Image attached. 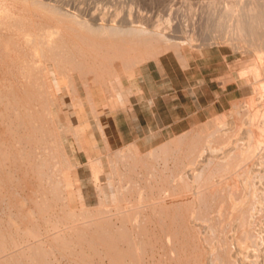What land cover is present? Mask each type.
Returning a JSON list of instances; mask_svg holds the SVG:
<instances>
[{
    "label": "rangeland",
    "instance_id": "1",
    "mask_svg": "<svg viewBox=\"0 0 264 264\" xmlns=\"http://www.w3.org/2000/svg\"><path fill=\"white\" fill-rule=\"evenodd\" d=\"M25 1L21 0L19 6H26L27 2ZM42 1L44 3L47 1V5L48 1H50L49 3L55 5L56 8L59 7L58 9L65 8V12L68 10L72 12L76 11L81 17L88 16L87 18H90V14L95 13L99 22L112 23L116 19L121 25L126 23L127 25H125L128 28L138 29L139 26L141 31H136L141 36L138 35V38H136L137 33L135 34V31H130L131 34L127 30L118 31L114 38L119 43L125 41L126 38H131L130 36L133 34L132 37L134 38L132 39L138 40L139 42L145 38L143 40L144 44H141L143 46L135 45L139 49L142 48L140 49L141 51L144 50L147 52L149 50L150 52L148 51L146 58L142 60H138V58L134 59L130 55H125L124 58L121 57L123 58L121 60L120 57L112 60L107 55H104L106 54L104 51L97 53L92 48L80 42L83 47H86L88 52L82 66H73L70 61L80 58V54L76 49H72L69 52V56L71 54L70 59L66 55L68 54L67 50H62V48H58V52L57 49H54L47 51V53L45 52L43 55L39 53V56L35 57L33 54H26L24 49H19L20 47L23 48L24 45L20 47L17 45L18 48L16 47L15 50L20 55L16 54L17 52L15 50L7 47L12 45H4L6 42L2 44V40L5 41V37L8 34V30L4 26L2 27L3 31L0 30L2 32L0 33V53L3 51L0 54V60L2 59L1 57L6 62L7 59H12V62L15 64L17 62V65L14 66L15 64L10 63V61L4 63L1 60L0 62V96L7 95L4 99L2 98V101L0 99V104H2L0 105V121L2 120L3 122H0V148L3 149L2 152L0 150V175L2 177H0L2 179L0 183H3H1L2 185L0 184L2 187H0V229L5 231L4 233L2 232L5 239H0L2 241L0 245L3 244L4 246L3 242H5V249L0 246L2 247L0 248V252L4 253L0 255V259L3 258L2 261L0 260V264H9L8 262L13 264H28L30 261L29 264H44V260H48L46 261L47 264H113V259L116 257L115 253L117 254V252L120 253L121 251L123 252L118 254L117 257H121L122 259L116 257V264L119 261L120 264H128L129 262L131 264H264V241L259 243H251L248 241L250 239L249 236L253 233L261 239L264 238L263 153L259 157L256 156L250 167V170L252 169L254 173L250 181L257 186L258 196L262 197V201L259 202L260 207L257 210L258 212H255L256 223L252 224V226L246 224L243 227H239L236 225L239 221L237 219L239 214H236L241 210L231 211V208L228 209L229 197L228 188H226L224 191L226 195L223 192L225 196L223 195L222 198L219 196L214 197L211 199L212 206L210 209L203 210V212H207L206 214L204 213L203 220L205 219L209 225L207 224L204 233L203 231L199 232L197 230L198 225H196L195 221H199L200 219L196 217L197 212L193 209V204L188 199L190 192L192 193L195 190L197 184L190 176L189 170H195L199 166L200 161L197 160L198 158L199 160L200 158H205L204 174L210 172L212 181L234 180L236 182L235 189L237 192L240 191L238 192V194L240 193L239 196H242L244 192L248 191V198L250 197L251 186L248 184L249 186L247 187L245 184L248 172L246 173V169H244V156L236 155V147L238 146L250 154L256 152L257 149L258 152H262L260 150L261 148L255 149L254 145L256 143L254 144L253 139L248 137V123L244 119L247 115L248 108H250L248 105H251V101L258 108L264 100V94L261 93V88H259L261 87L260 83L243 81L240 78V74L243 70L249 68L264 67V0L240 1V3H243L240 4L242 5V9L240 8L241 11H239V14H242L239 20L242 33L234 32L235 23L232 25L230 22H234L235 19L232 20L230 18V20L228 17L230 22H227L224 11L218 10L224 9L225 5L230 3V1L239 2V0H214L215 2L213 0ZM248 2H253L254 4H249ZM47 5L41 4L38 1L34 4L32 2V7L38 6L36 7L38 10L45 7L46 11V16L43 14L45 12L43 9L41 12H37L38 14L36 15L38 18L36 15L34 17L35 24L40 20H45L44 18L49 20V17L55 16L54 12L52 13L53 15L50 13L52 10L50 11L49 9L50 12L48 11ZM1 10L3 11L2 5H0V13ZM246 11H250V15ZM253 11L254 13H252ZM222 15L226 20L224 22ZM26 24L28 27H33L29 23ZM23 25L22 27L19 26L21 28H18L19 31H17V28V32L15 30L13 31L20 34V31L24 28L28 29L24 23ZM155 25H160L161 30H166L171 36L165 35L166 33H164V35H156L154 37ZM70 30L69 32L72 34L71 32L73 31L72 29ZM146 32L145 37L144 33ZM127 34L128 37H126ZM2 35L5 36L2 37ZM97 35V33L91 34L93 38L96 36V39L101 40V37L99 38ZM175 42L182 45L185 54L189 57L188 59L179 56L180 53L177 50L180 47L179 44L175 45ZM167 44L172 46L164 50L159 47L166 46ZM4 47L5 49H3ZM6 47L11 51H7L8 49ZM143 47L146 48L144 49ZM158 47L161 49V52L160 50L158 51ZM52 51H56V55L59 53L60 55L57 57ZM8 52L11 58L9 56L7 57ZM151 52H154V54H151ZM21 54L23 59L27 55L26 60L28 59L30 64H38V62L40 63L42 60L44 61L53 55V62L56 63L57 58V62L61 66L66 62L64 64L67 68L60 67L61 69L64 68L60 70L63 73L61 72L60 74L58 65L56 66L53 62L55 69L49 73L52 77L46 72V79H50V87L53 93L52 97L51 94L49 95L39 87L41 81L39 78L42 77L41 73L36 72L32 77L24 73L26 66H22L21 63L19 64L20 61L16 60ZM46 54H49V56ZM133 54L135 53L133 52ZM3 55H6L5 57L7 59ZM29 55L31 58L33 57L32 59L34 61ZM15 56L17 57L16 59ZM59 56L63 57L61 58V60L63 59V63L59 61ZM13 59H15V62ZM28 62H25V64ZM18 64L20 67H18ZM93 64L95 65L92 66ZM90 65L97 72L95 70V72L90 71ZM114 66H117L116 68L120 67V70L117 71L115 68L113 71ZM23 67L24 70L21 69ZM94 73L97 75V78H94L96 83H87L88 77L93 76ZM116 76L119 79L118 82H115L117 80ZM71 77L76 80L78 94L76 91L74 92L73 86H70V80H67ZM32 78L36 86L30 84L28 88L31 89L28 90L26 86L29 82H33L29 81ZM10 81L13 86L10 84ZM1 87L4 88L3 90L6 89L8 91L5 90V93ZM10 90L15 92H10ZM31 90L35 93L32 94ZM16 101L19 102L16 103ZM12 102L13 104H18V106L14 105L15 107H13ZM235 102L240 103L239 107L234 108ZM50 106L55 116L54 120L51 116L52 113H49ZM19 115L20 117H18ZM233 120H236L237 127H234V123L232 124ZM215 133L219 135L217 134L218 136L215 137ZM205 134L207 136H204ZM208 146H213L219 155L227 149L230 150L228 157L229 165L218 167L214 160H209L208 158L211 156L209 155L210 150H208ZM200 150H203L202 156L198 155ZM34 151L37 153L35 154ZM118 155L119 157H117ZM168 159L169 161L166 162ZM142 161L145 162L142 163ZM28 162L31 163L29 164ZM169 170L172 171L171 174ZM144 171L145 173H143ZM197 171L200 172L202 170L198 168ZM57 180L60 182H57ZM54 182H56V186L60 183L57 186L58 189L53 185ZM47 190L54 191L49 192ZM242 191L243 193H241ZM67 194L70 196L66 197ZM167 196L183 197H181L182 201L174 202L173 205L171 203L164 210V208H160L161 202L159 204V201ZM224 197H227V200ZM221 200H224L225 205L222 210L220 208L222 204ZM205 205L207 206L206 203ZM84 209L86 210L84 211ZM136 210H138L137 213H135ZM71 211L77 214L78 218L77 216L75 218L78 221L80 220V223L84 219L83 217L81 221L82 216L90 215V217H93H88L89 219L85 217L83 221L88 226L87 229L84 225V229H87L85 232L89 231V233L87 232L85 234L84 229H82L83 234H85L82 236L83 238L80 234L82 233L80 229L83 224L81 225L75 221L76 219H73L75 215H72L74 213ZM81 211L82 216L79 215ZM119 211L122 214L126 211L130 212L128 214H130L131 218H128L129 221H126L125 225H119L123 223L121 221L122 217L118 216V214H121ZM191 211H195L196 214H189L192 213ZM132 214L136 215L132 217ZM139 214L142 216H139ZM105 215L110 216L112 220H110L111 224H109L110 222H103L104 224L99 226L94 223L95 221H101L99 218L103 217L100 216L105 217ZM139 217L141 220L145 219L143 220L145 224L143 226L141 225V227L139 225H133L135 219L140 221ZM91 219H94L93 223L98 228L92 223L88 225V222H92ZM170 220H173V222ZM56 223L57 227H55ZM75 225L76 227H74ZM79 225L81 226L78 227ZM120 226L126 227V230ZM72 227L75 230L78 229V232L80 231L78 235L80 234L81 241L77 237L78 242H76V233L73 232L75 231L74 229L72 231ZM237 227L240 228L238 232L235 229ZM91 228L92 230H90ZM69 229L70 231H68ZM108 229L109 232L111 231V233L116 234V237L114 236L115 238L113 240L110 239V241L106 239L104 242L100 237L103 235V237H110L109 235L111 234H108ZM119 229H124L125 234L128 233L127 237L125 234L124 236L122 234V238L119 237V233L121 234ZM35 230L38 233L33 234ZM127 230L130 231L128 232ZM98 231L100 235L96 233ZM56 232H59L58 235L62 236L58 238L59 240L53 235ZM70 232H72L71 236L69 234ZM90 232H93L96 239L98 238L100 240L95 244L92 242L97 249L92 246V243L87 241V239H90L89 236L93 235ZM236 233L244 240L242 244L237 243L233 239L236 237ZM198 234H203L201 235L203 236L202 239H200L201 236ZM9 235L11 239H9ZM37 235L39 236L37 237ZM66 235H68V238L70 236L69 239L71 242H66ZM133 235L135 238H133ZM62 238L66 243L60 241ZM84 238L86 241H82ZM40 239H43L42 242ZM129 239L131 241L133 239L134 241L128 242L130 241ZM150 239L152 246L150 245ZM13 240L17 244L15 249H13L15 244L11 243ZM142 240L147 242L144 243ZM6 241L11 246H7ZM36 241L41 245L40 248L46 245L44 249L42 248L43 252L41 251L44 254L46 250V254L44 256L38 252L39 255H36L35 261L33 254L40 250H38L39 245H36ZM102 242L105 244H102ZM24 243L26 245H23ZM107 243L115 246V249L114 247L110 249L109 246L112 245ZM143 243L145 244L144 246H142ZM20 244L23 247L20 250L24 251L23 256H26L25 254H27L29 245L28 254H31L29 256L30 258L33 257V260L29 258L28 254V258L22 257V252L18 249V247L20 249L22 248ZM62 244H67L68 246L64 245L63 247ZM90 244L91 246L88 247ZM36 246L38 247L36 248ZM33 251L34 253H32ZM7 254L9 255L7 256ZM42 255L45 258H43L44 260H41ZM5 257L9 258V261ZM38 257L40 260H38ZM135 260L137 263H135Z\"/></svg>",
    "mask_w": 264,
    "mask_h": 264
},
{
    "label": "bare ground",
    "instance_id": "2",
    "mask_svg": "<svg viewBox=\"0 0 264 264\" xmlns=\"http://www.w3.org/2000/svg\"><path fill=\"white\" fill-rule=\"evenodd\" d=\"M25 1V0H24ZM36 1H38V2H40L41 4H46L47 5V1H46V3H44L42 0H32V1H25V2H27L26 3V6H24V7H20L19 6V4L21 3V0H0V5H2V8H3V11L1 10V13H0V30L1 31H3L2 30V27L4 26L7 30H8V34L6 33V31H5V33L7 34V36L5 37L6 39H5V41L4 40H2V44H3V42H6V43H4V45H12V46H7V47H10L9 49H12V50H15V48L17 47V45H18V47H20L21 45H24L23 46V48L22 47H20L19 49H24V51H25V53L26 54H33V55H35V57L36 56H39V53L41 54V55H43L45 52L47 53V51H51V50H54V49H57V52H58V48H62V50H67V53L68 54H66L67 56H68V58L70 59V56H71V54H70V56H69V52H71V50L72 49H76L77 51H78V53L80 54V58H78V60H74V59H72L71 61H70V63H72V65L74 66V65H77V66H82V63H83V61H85V56L87 55V49H86V47H83L82 45H81V43H84L87 47H90V48H92V50H94V51H96L97 53L98 52H105L106 54H104V55H107L110 59H117V58H119L120 57V60L121 59H123L124 58V56L125 55H130V57L132 56V58H134V59H137L138 58V60H142V59H144V58H146V54L148 53V51L147 52H145L144 50H140V49H142V48H138L137 47V45H135V44H138V46H143V45H141V44H144L143 43V40L145 39V38H143L144 36H145V34H147V32L146 33H144V36L142 37L143 39H141L142 41L141 42H139L138 40H135V39H132V38H134V37H132V36H130L131 38H126V37H128V34L126 35V40L125 41H123V42H118L117 40H115V35L117 34V32L118 31H124V30H127V31H135V34L137 33V37L136 38H138L139 36H141V35H139L138 34V30H140L139 28V26H138V29L137 28H128L125 24H123V25H121L120 24V22L118 23L117 22V20L115 19V20H113L114 22H112V23H107V22H103V21H101V22H99L98 21V17H97V15L95 14V13H92V14H90L89 16H90V18H87V17H81L80 16V14H78L76 11L75 12H72L71 10L69 11L68 9H66V10H68V11H64V9H58L59 7H57L56 8V6L55 5H52V3H49L50 1H48V5H47V8H48V11H49V9H50V11L52 10V12H50L51 14L54 12L55 13V16L53 17H49V20L47 19V18H44L45 20H40L39 22H37L36 24H37V26H35L36 24H35V20H34V17H35V15L36 14H38L39 12L38 11H40L41 12V10L43 9L44 11H45V7L44 8H42V9H37L36 7H38V6H36V7H32L31 5H32V2H33V4L36 2ZM240 1H242V0H239V2H236V1H230V3H227L226 5H225V7H224V9H218V10H221V11H224V16H225V18H227V22H230V20L232 19V20H234L235 19V21L234 22H230V23H232V25H233V23H235V29H234V32H238V33H242V29H241V26H240V24H239V20H240V18H241V16H242V14L240 15L239 14V11H241V7H242V5H240V4H243V3H240ZM252 1V0H251ZM213 2H215L214 0H213ZM244 2V1H243ZM256 2V1H255ZM28 3H31V4H29L28 5ZM249 4L251 3V2H248ZM248 3H246V4H248ZM253 3V2H252ZM251 3V4H252ZM51 4V5H50ZM54 4V3H53ZM212 4H214V3H212ZM245 4V3H244ZM254 4V3H253ZM23 5H25V4H23ZM244 6V5H243ZM4 7H5V9H4ZM246 7H247V5H246ZM261 7V6H260ZM61 8V7H60ZM241 8V9H240ZM250 8V7H249ZM216 9V8H215ZM240 9V10H239ZM249 10V9H248ZM64 11V12H63ZM250 11H251V9H250ZM249 11V12H250ZM38 12V13H37ZM43 12V11H42ZM118 12V11H117ZM249 15H250V13L248 12V11H246ZM28 13V14H27ZM50 13H49V15H50ZM88 13V12H87ZM139 13V12H138ZM219 13V12H218ZM246 13V14H247ZM252 13H254V11L252 12ZM41 14V13H40ZM40 14H39V16H40ZM45 16H46V11L43 13ZM48 14V13H47ZM245 14V13H244ZM243 14V15H244ZM53 15V14H52ZM117 15V14H116ZM248 15V16H249ZM51 16V15H50ZM223 16V15H222ZM224 16H223V18H224ZM246 16V15H245ZM36 17H37V15H36ZM41 17H43L42 15H41ZM48 17V16H47ZM146 17V16H145ZM228 17H229V19H228ZM38 18V17H37ZM36 18V19H37ZM225 18L223 19V22H224V20H225ZM39 19H41L40 17H39ZM47 19V20H46ZM103 19V18H102ZM229 20V21H228ZM38 21V20H37ZM226 21V20H225ZM117 22V23H116ZM227 22H226V24H227ZM23 23L26 25V27H28L27 26V24L26 23H29V24H31L33 27H28V29H26V28H24L23 30H21L20 31V34H17L16 32L17 31H19V29H21V28H19V26L20 27H22V25H23ZM222 23V22H221ZM157 24V23H156ZM159 24V23H158ZM2 25V26H1ZM30 25V26H31ZM231 25V24H230ZM121 26V27H120ZM125 26V27H124ZM23 27H25L24 25H23ZM132 27V26H131ZM155 27H156V29H155V31H154V37H156V35H164V33H166L165 35H169L167 32H166V30L165 31H162L161 30V28H160V25H155ZM167 27H169V26H167ZM16 28L18 29L17 31H16ZM125 28H127V29H125ZM142 28V27H141ZM144 28V27H143ZM70 29H72V31L73 32H71L72 34H70V32H69V30ZM13 30H15L16 32H14ZM137 30V31H136ZM0 31V33H2ZM71 31V30H70ZM141 31V30H140ZM139 31V32H140ZM128 32V33H129ZM130 32V33H131ZM152 32V31H151ZM95 34V33H97L98 35L97 36H99V38L101 37V40L100 39H96V36H95V38H93L92 36H91V34ZM163 33V34H162ZM5 34V35H6ZM132 34V33H131ZM150 34V33H149ZM5 35H2V37L3 36H5ZM72 35V36H71ZM139 35V36H138ZM150 35H153V34H150ZM157 36V37H158ZM169 36H171V35H169ZM0 37H1V35H0ZM146 37V36H145ZM98 38V37H97ZM121 38V37H120ZM151 38V37H150ZM161 38V37H160ZM4 39V38H3ZM128 39V40H127ZM156 39V38H155ZM158 39V38H157ZM161 40V39H160ZM1 41V40H0ZM136 41H137V43H136ZM156 41H159V40H156ZM168 41V40H167ZM257 41V40H256ZM81 42V43H80ZM150 42V41H149ZM148 42V43H149ZM145 43H147V42H145ZM151 43V42H150ZM172 43V42H171ZM170 43V44H171ZM176 43V42H175ZM170 44H167L166 46H159L160 48H162L163 50L164 49H166V48H170L172 45H170ZM179 43H176L175 45H178ZM3 45V46H4ZM13 45H15L14 46V48H13ZM2 46V45H1ZM152 46V45H151ZM258 46V45H257ZM6 47V48H7ZM12 47V48H11ZM17 47V48H18ZM137 47V48H136ZM153 47V46H152ZM156 47V46H155ZM158 47V51L160 50V52H161V49ZM179 47L180 48H178V50H177V52L178 53H180L179 54V56L180 57H184V59L186 58V59H188L189 57L185 54V52H184V48L182 47V45H180L179 44ZM144 48V47H143ZM146 48V47H145ZM144 48V49H145ZM149 48V47H148ZM2 49V48H1ZM3 49H5V47L3 48ZM8 49V48H7ZM9 49L7 50V51H9ZM153 49V48H152ZM147 50V49H146ZM155 50V49H154ZM162 50V51H163ZM3 51V50H2ZM2 51H1V53H2ZM6 51V50H5ZM11 51V50H10ZM9 51V52H10ZM135 53V54H133V52ZM140 51H141V53H140ZM144 51V52H143ZM155 51H157V50H155ZM7 53V57L9 56H11V55H8V54H10V53ZM15 52H17L16 50H15ZM53 53H54V55H56L57 54V52L55 53L54 51H52ZM51 52V53H52ZM60 52V51H59ZM131 52H132V54H131ZM150 52V51H149ZM159 52V53H160ZM0 53V54H1ZM21 53V52H20ZM137 53H138V55H137ZM158 53V52H157ZM11 54H13V52H11ZM16 54H19L18 52L16 53ZM23 54V53H22ZM22 54H21V56L20 57H18V59H16L17 57L15 56V59L16 60H18V61H20L19 62V64L21 63L22 64V66L24 65V66H26L25 67V70H24V67L23 68H21L22 70H24V73L26 74V75H29L30 77H32L34 74H36V72H38V73H41L42 74V77L41 78H39V80L41 79V81H40V89L42 88L43 90H45L49 95L51 94V97L53 96V93H52V88L50 87V79L48 80V79H46V72L48 73V75H49V73L53 70V69H55V64H56V66L57 67H59V71L60 70H63L64 68H60V67H66V62H64L63 63V59L61 60V58H63V57H60L59 58V61L61 62L62 61V65L63 66H61V65H59V63L57 62L58 61V58L55 60L56 61V63L55 62H53L54 61V55L53 56H50V57H52L51 59H49V58H47V59H49V60H42L40 63L38 62V64H33V63H31L30 64V62H28V59L26 60V57H27V55H25V58L23 59L22 58ZM76 54V53H75ZM100 54V53H99ZM141 54V55H140ZM143 54H145V55H143ZM151 54H154V52H151ZM20 55V54H19ZM18 55V56H19ZM46 55H48L49 56V54H46ZM58 55H60V53L58 54ZM58 55H56L57 57H58ZM65 55V56H66ZM4 56V55H3ZM6 56V55H5ZM4 56V57H5ZM13 56V55H12ZM30 56V55H29ZM48 56H46V57H48ZM91 56V55H90ZM139 56H141V58H139ZM154 56V55H153ZM257 56H258V54H257ZM41 57H43V56H41ZM44 57H45V55H44ZM43 57V58H44ZM94 57V56H93ZM121 57H123V58H121ZM258 57H261V56H258ZM2 59L1 60H3V57H1ZM6 58V57H5ZM11 58V57H10ZM14 58V57H13ZM30 58H31V56H30ZM33 58V57H32ZM31 58V59H32ZM76 58V57H75ZM7 59V58H6ZM15 59H13L14 60V62H15ZM38 59H39V57H38ZM53 59V60H52ZM261 59H262V57H261ZM1 60H0V62H1ZM33 60V59H32ZM32 60H30L31 62H32ZM10 61V63H12V64H15V63H13L12 62V59L10 60V59H7V62H9ZM34 61V60H33ZM64 61H65V59H64ZM110 61V60H109ZM124 61H125V59H124ZM128 61H130V60H128ZM262 61V60H261ZM264 61V60H263ZM3 62L5 63L6 61H4L3 60ZM6 62V63H7ZM24 64H23V63ZM25 62H28L27 64H25ZM55 63V64H53V63ZM131 62V61H130ZM110 63V62H109ZM11 64V65H12ZM18 64V65H19ZM1 65H2V63H1ZM4 65V64H3ZM17 65V62H16V64L14 65V66H16ZM65 65V66H64ZM95 64H93L92 66H94ZM120 65V64H119ZM8 66H10V65H8ZM21 66V67H22ZM68 66V65H67ZM76 66V67H77ZM91 66V65H90ZM90 67V71H94L95 69H94V67ZM118 66V65H117ZM117 66H114L113 68V71L115 70V68L117 67ZM126 66V65H125ZM11 67V66H10ZM18 67H20V65L18 66ZM75 67V68H76ZM6 68H8V67H6ZM5 68V69H6ZM12 68V67H11ZM14 68H16V67H14ZM67 68V67H66ZM93 70H92V69ZM74 69V68H73ZM7 70H9V68L7 69ZM12 70V69H11ZM20 70V69H19ZM102 70V69H101ZM116 70L117 71H119L120 70V67L119 68H116ZM90 71H87V72H90ZM96 71V70H95ZM94 71V72H95ZM117 71H116V73H117ZM20 72H21V70H20ZM19 72V73H20ZM53 72V71H52ZM61 72L62 71H60V74H61ZM66 72H67V70H66ZM97 72V71H96ZM23 73V72H22ZM63 73V72H62ZM115 72H114V74H116ZM120 73H121V71H120ZM18 74V73H17ZM112 74V73H111ZM19 75H21V74H19ZM24 75V74H23ZM55 75V74H54ZM96 75V73H94L93 74V76H89L88 77V81H87V83H90V84H95L96 83V81L94 80V78H97V75ZM49 76H51L52 77V75H49ZM26 77V76H25ZM119 77V76H118ZM7 78V77H6ZM6 78H4V79H6ZM56 78H57V76H56ZM240 78L244 81V80H246L248 83L249 82H253V83H260V85H261V87H259V88H261V93H263L264 94V67H261V66H258V68H249V69H247V70H243L242 72H241V74H240ZM7 79H9V78H7ZM115 79V78H114ZM116 79H117V76H116ZM35 80V79H34ZM67 80H70V83H71V87L73 86V88H74V92L76 91V93L78 94V89H77V85H76V80L74 79V78H70V79H67ZM118 80L119 79H117L115 82H118ZM29 81H33V78H32V80H29ZM24 82H25V80H24ZM112 83H113V81H111ZM26 83V82H25ZM32 83H34V84H32ZM70 83H68V84H70ZM239 83V82H238ZM10 84H11V81H10ZM34 85V86H36V83H35V81H33V82H29L28 84H27V88H28V85ZM55 84V83H54ZM117 84V83H116ZM1 85V84H0ZM12 85V84H11ZM14 85H15V83H14ZM38 85V84H37ZM59 85V84H58ZM81 85V84H80ZM259 85V86H260ZM13 86V85H12ZM25 86V85H24ZM23 86V87H24ZM57 86V85H56ZM105 86V85H104ZM253 87H255V86H253ZM257 87V86H256ZM2 88V87H1ZM25 88V87H24ZM258 88V89H259ZM4 88H2V91H5V90H3ZM16 89H17V87H16ZM16 89H15V91H16ZM26 89V88H25ZM31 89V88H30ZM29 88H28V90H30ZM14 90V89H13ZM13 90H10V92H15V91H13ZM6 91H8V90H6ZM6 91H5V93H6ZM32 92V94H34L33 93V90H31ZM42 91V90H41ZM54 91V90H53ZM17 92V91H16ZM26 92H28L27 90H26ZM3 93V92H2ZM4 93V94H5ZM24 93V92H23ZM76 93H74L75 95H76ZM3 94V95H4ZM27 94V93H26ZM26 94H25V96H26ZM2 95V96H3ZM29 95H30V92H29ZM29 95H27V97H29ZM17 96V95H16ZM15 96V97H16ZM32 96V95H31ZM38 96V95H37ZM77 96V95H76ZM5 97H7V95L5 94V96H3V97H1L0 96V99H1V101H2V98L4 99ZM9 97V96H8ZM20 97H22V96H20ZM35 97V96H34ZM17 99V98H16ZM15 99V100H16ZM21 99V98H20ZM35 99V98H34ZM79 99V98H78ZM77 99V100H78ZM264 99V98H263ZM76 100V101H77ZM24 101V100H23ZM15 102V101H14ZM19 101H16V103H18ZM32 102V101H31ZM81 102V101H80ZM56 103V102H55ZM12 104H13V102H12ZM24 104V103H23ZM251 105H248V106H250V108H248V111H247V115H246V117H245V119L244 120H246L247 121V123H248V129H247V135H248V137L249 138H252L253 140V143L255 144L256 143V145H254V147H255V149L256 148H261L260 150H262V152H258V149L256 150V152H254L253 154H250V153H246L245 151H244V149H242V148H240V147H236V155L238 154V155H242V156H244V169H246V173L248 172V174H247V180H245V184H246V186L248 187L249 185L248 184H250V186H251V190H250V197L248 198V191L247 192H244V194H242V196H239V194H238V192H240V191H238L237 192V190L235 189V181L233 180V181H227V180H225V181H221V180H219L218 182H214V181H212L211 180V174H210V172H208V173H205L204 174V168H205V163H204V161H205V158L204 159H201L200 158V160H199V158L197 159L198 161H200V164H199V166L197 167V168H195V170L194 169H192V170H189L190 172H189V174H190V176L196 181V188H195V190L191 193L190 192V196L188 197V199L190 200V202H192V204H193V209H195L196 210V212H197V214H196V212L195 211H191L192 213H189V214H196L197 216L196 217H199V221H195V223H196V225H198V229L197 230H199V232H202L203 231V233H204V231H205V229H206V227H207V224L208 223H206V220L204 219L203 220V218H204V215L207 213L206 211L205 212H203V210H208V209H210V207L212 206V201H211V199H213L214 197H216V196H219L220 198H222L223 197V195L225 194V189L226 188H228V199H229V205L227 206L228 207V209L229 208H231V211L232 210H237V211H239V210H241L239 213H237L236 215H238V217H237V219L239 220L238 222H237V224L236 225H238L239 227L241 226V227H243V226H245L246 224H248L249 226L251 225L252 226V224H255L256 223V215H255V212H258L257 210H258V208L260 207V205H259V202H261L262 200H261V196H258V189H257V186L255 185V184H253L251 181H250V178L253 176V170L251 169L250 170V167L252 166V164H253V162H254V160H255V158H256V156H261L262 155V153H263V155H264V100H263V102H261L260 103V105L261 106H259L258 108H257V106H255L254 105V103L251 101V103H250ZM256 104V103H255ZM0 105H2V104H0ZM4 105V104H3ZM14 105H17L18 106V104H13V107H15ZM50 105V104H49ZM239 105H240V103L238 102H235L234 103V108L236 107H239ZM12 106V105H11ZM5 107V106H4ZM19 107H20V105H19ZM256 107V108H255ZM261 107V108H260ZM6 108V107H5ZM37 108V107H36ZM4 109V108H3ZM2 109V110H3ZM12 109V108H11ZM33 109V108H32ZM8 110V109H7ZM14 110V109H13ZM17 110V109H16ZM34 110V109H33ZM18 111V110H17ZM16 111V112H17ZM28 111V110H27ZM22 113V112H21ZM49 113H52L51 114V116H52V119L54 120V118H55V116H54V114H53V110L51 109V106L49 107ZM2 114V113H1ZM16 114V113H15ZM17 114H19L18 112H17ZM37 114V113H36ZM22 115V114H21ZM35 115V114H34ZM42 115V114H41ZM18 117H20V115L18 116ZM22 117V116H21ZM41 118V117H40ZM29 119V118H28ZM39 120V119H38ZM49 120V119H48ZM32 121V120H31ZM40 121V120H39ZM43 121V120H42ZM0 122H2V120L0 121ZM30 122V121H29ZM41 122V121H40ZM245 122V121H244ZM3 123V122H2ZM34 123V122H33ZM43 123V122H42ZM234 123V127L236 126L237 127V122H236V120H233L232 121V124ZM28 124V123H27ZM226 124V123H225ZM74 125V124H73ZM15 126V125H14ZM17 126V125H16ZM19 126V125H18ZM40 126H42V125H40ZM232 126V125H231ZM37 127V126H36ZM26 128V127H25ZM232 128V127H231ZM8 129V128H7ZM15 130V129H14ZM13 130V131H14ZM28 130V129H27ZM216 130V129H215ZM215 130H213V131H215ZM18 131V130H17ZM48 131V130H47ZM32 132V131H31ZM37 132V131H36ZM40 132V131H39ZM189 132V131H188ZM10 133V132H9ZM15 133V132H14ZM193 133V132H192ZM28 134V133H27ZM27 134H25V135H27ZM34 134V133H33ZM105 134V133H104ZM188 134V133H187ZM186 134V135H187ZM218 134V133H217ZM216 133L214 134L215 135V137L216 136H218ZM226 134V133H225ZM22 135V134H21ZM39 135H41V134H39ZM24 136V135H23ZM204 136H207L206 134L204 135ZM193 137V136H192ZM220 137V136H219ZM25 138V137H24ZM30 138V137H29ZM28 138V139H29ZM105 138H107V137H105ZM176 138H177V136H176ZM185 138V137H184ZM22 139V138H21ZM27 139V138H26ZM31 139H33V138H31ZM206 139V138H205ZM19 140H20V138H19ZM221 140V139H220ZM233 140V139H232ZM15 141H17V140H15ZM23 141V140H22ZM26 141V140H25ZM29 141V140H28ZM184 141V140H183ZM11 142V141H10ZM185 142H187V141H185ZM3 143V142H2ZM59 143V142H58ZM182 143V142H181ZM0 144H1V142H0ZM22 144V143H21ZM20 144V145H21ZM8 145V144H7ZM25 145V144H24ZM134 145V144H133ZM23 146V145H22ZM171 146V145H170ZM13 147V146H12ZM29 147V146H28ZM10 148V147H9ZM20 148V147H19ZM33 148V147H32ZM48 148V147H47ZM168 148V147H167ZM208 148V150H210V158H208L209 160H214L215 161V163H217V166L219 167V166H222L223 167V165H229V161H228V157H229V152H230V150H226V151H224L223 153H220L221 155H219V154H217V152L215 151V148L213 147V146H208L207 147ZM39 149V148H38ZM0 150H1V152H2V148H0ZM36 150V149H35ZM123 150V149H122ZM43 151V150H42ZM117 151V150H116ZM8 152V151H7ZM35 152V151H34ZM54 152V151H53ZM56 152H58V151H56ZM134 152V151H133ZM186 152V151H185ZM190 152V151H189ZM37 152H35V154H36ZM115 153V152H114ZM159 153H162V152H159ZM202 153H203V150H200L199 151V156H202ZM260 153V154H259ZM11 154V153H10ZM132 154V153H131ZM135 154V153H134ZM2 155V154H1ZM5 155V154H4ZM125 155V154H124ZM127 155V154H126ZM8 156V155H7ZM21 156H22V154H21ZM53 156V155H52ZM6 157V156H5ZM35 157V156H34ZM39 157V156H38ZM50 157H51V154H50ZM49 157V158H50ZM117 157H119V155L117 156ZM122 157V156H121ZM131 157V156H130ZM138 157V156H137ZM162 157V156H161ZM22 158V157H21ZM20 158V159H21ZM128 158V157H127ZM132 158V157H131ZM160 158V157H159ZM1 159V158H0ZM53 159V158H52ZM64 159V158H63ZM119 159V158H118ZM163 159H165V158H163ZM23 160H24V158H23ZM41 160V159H40ZM127 160V159H126ZM164 161V160H163ZM169 161V159L166 161V162H168ZM21 162H23V161H21ZM38 162H39V160H38ZM41 162V161H40ZM49 162V161H48ZM97 162V161H96ZM116 162V161H115ZM127 162H128V160H127ZM126 162V163H127ZM138 162V161H137ZM140 162V161H139ZM143 162H145V161H142V163ZM1 163V162H0ZM29 164L31 163V162H28ZM44 163V162H43ZM51 163V162H50ZM141 163V164H142ZM10 164V163H9ZM12 164V163H11ZM24 164V163H23ZM39 164V163H38ZM41 164V163H40ZM100 164V163H99ZM117 164V163H116ZM135 164V163H134ZM7 165V164H6ZM35 165H37V164H35ZM157 165V164H156ZM164 165V164H163ZM171 165V164H170ZM1 167V166H0ZM5 167V166H4ZM30 167V166H29ZM35 167V166H34ZM65 167V166H64ZM146 167V166H145ZM183 167V166H182ZM129 168V167H128ZM198 168H200L202 171H197V169ZM131 169H133V168H131ZM154 169V168H153ZM178 169V168H177ZM176 169V170H177ZM230 169V168H229ZM127 170V169H126ZM125 170V171H126ZM173 170V169H172ZM36 171V170H35ZM59 171H60V169H59ZM135 171V170H134ZM170 171V170H169ZM179 171V170H178ZM132 172V171H131ZM171 172L172 171H170V174H171ZM184 172V171H183ZM186 172V171H185ZM41 173V172H40ZM53 173V172H52ZM120 173V172H119ZM130 173V172H129ZM143 173H145V171L143 172ZM179 173V172H178ZM187 173V172H186ZM117 174V173H116ZM121 174V173H120ZM49 175V174H48ZM95 175V174H94ZM123 175V174H122ZM175 175V174H174ZM173 175V176H174ZM188 175V174H187ZM129 176V175H128ZM217 176V175H216ZM262 176L264 177V171H263V173H262ZM0 177H1V175H0ZM46 177V176H45ZM49 177V176H48ZM64 177V176H63ZM123 177V176H122ZM183 177V176H182ZM2 178V177H1ZM50 178V177H49ZM66 178H67V176H66ZM129 179V178H128ZM0 180H2V179H0ZM53 180L55 181V179L53 178ZM62 180V179H61ZM66 180V179H65ZM64 180V181H65ZM132 180V179H131ZM130 180V181H131ZM217 180V179H216ZM52 181V180H51ZM59 180H57V182H58ZM63 181V180H62ZM69 181H71L70 179H69ZM60 182V181H59ZM121 182V181H120ZM2 183V182H1ZM0 183V184H1ZM46 183V182H45ZM44 183V184H45ZM55 183L56 182H54L53 183V185H55ZM69 183H71V182H69ZM68 183V184H69ZM3 184V183H2ZM1 184V185H2ZM48 184V183H47ZM59 184L60 183H58V185L57 186H59ZM65 184H66V182H65ZM65 184H63V185H65ZM176 184V183H175ZM1 185H0V187H1ZM52 185V184H51ZM71 185V184H70ZM45 186V185H44ZM49 186V185H48ZM56 185H55V187H56V189H58V187H57ZM66 186V185H65ZM181 186V185H180ZM50 187V186H49ZM61 188H62V186H60ZM164 187V186H163ZM170 187V186H169ZM183 187V186H182ZM2 188V187H1ZM44 188V187H43ZM46 188V187H45ZM51 188H52V186H51ZM50 188V189H51ZM66 188V187H65ZM121 188V187H120ZM124 188V187H123ZM42 189V188H41ZM49 189V188H48ZM55 189V188H54ZM136 189V188H135ZM178 189V188H177ZM245 189V188H244ZM43 190V189H42ZM63 190H65V189H63ZM69 190V189H68ZM67 190V191H68ZM123 190V189H122ZM170 190V189H169ZM240 190V189H239ZM243 190V189H242ZM47 191H49V190H47ZM50 191H54V190H50ZM49 191V192H50ZM56 191H58V190H56ZM60 191H62V190H60ZM219 191H221V192H219ZM66 192V191H65ZM69 192V191H68ZM67 192V193H68ZM138 192V191H137ZM172 192V191H171ZM223 192H224V194H223ZM46 193V192H45ZM127 193V192H126ZM170 193V192H169ZM215 193H217V194H215ZM241 193H243V191L241 192ZM42 194V193H41ZM55 194V193H54ZM70 194V193H69ZM69 194H67L66 195V197H69L70 195ZM142 194V193H141ZM176 195H178V194H176ZM226 195V194H225ZM224 195V196H225ZM180 196H178V197H165V198H163V200H161V201H159V204H160V202H161V205H160V208H164V210H165V208L167 209V207L172 203V205H173V203L174 202H178L179 200L180 201H182V199H181V197H183V196H181L180 198H179ZM41 198V197H40ZM64 198H65V196H64ZM71 198V197H70ZM224 198H226V200H227V197H224ZM45 199V198H44ZM120 199H121V197H120ZM36 200V199H35ZM40 200H42V199H40ZM47 200V199H46ZM69 200H71V199H69ZM225 200V199H224ZM224 200H221V202H222V204H221V210L223 209V207L225 206L224 205ZM67 201H68V199H67ZM188 201V200H187ZM211 201V202H210ZM216 201V200H215ZM68 202H70V201H68ZM42 203V202H41ZM187 203H189V202H187ZM205 203L207 204V206L205 205ZM208 203H210L209 205H208ZM192 204H190V205H192ZM102 205V204H101ZM118 205V204H117ZM186 205V204H185ZM150 206V205H149ZM93 207V206H92ZM118 207V206H117ZM120 207V206H119ZM137 208V207H136ZM175 208V207H174ZM86 209H88V208H86ZM86 209H84V211L86 210ZM120 209H121V207H120ZM161 209V210H162ZM169 209V208H168ZM190 209H192V207H190ZM192 209V210H193ZM39 210H42V209H39ZM63 210V209H62ZM70 210H71V206H70ZM129 210V209H128ZM157 210V209H156ZM160 210V211H161ZM83 211V210H82ZM82 211H81V214H79L80 216H82ZM97 211V210H96ZM95 211V212H96ZM100 211V210H99ZM137 211L138 210H136V212L135 213H137ZM67 212V211H66ZM72 212V211H71ZM87 213H88V211H86ZM101 212V211H100ZM102 212H103V210H102ZM120 212V211H119ZM127 212V211H126ZM124 213V214H122L121 212V214L119 215L118 213H116V214H118V216H121L122 218H123V220H122V218H121V221H123V223H121V224H119V225H125V222L126 221H129L128 220V218L130 217V214H128V213H130V212H127V213ZM141 212V211H140ZM195 212V213H194ZM34 213V212H33ZM72 213H74V214H72V215H75V216H73L74 218L73 219H76L75 217L77 216V214H75V212H72ZM87 213H85V214H87ZM97 213H99V212H97ZM96 213V214H97ZM132 213H134V212H132ZM205 213V214H204ZM264 213V212H263ZM63 214V213H62ZM69 214H71V213H69ZM89 214V213H88ZM158 214V213H157ZM160 214H161V212H160ZM163 214V213H162ZM181 214V213H180ZM55 215V214H54ZM67 215V214H66ZM71 215V216H72ZM99 215V214H98ZM108 215V214H107ZM136 215V214H135ZM134 214H132V217L133 216H135ZM141 214H139V216H140ZM165 215V214H164ZM70 216V215H69ZM68 216V217H69ZM79 216V217H80ZM138 216V215H137ZM142 216V215H141ZM145 216V215H144ZM149 216V215H148ZM147 216V217H148ZM260 216V215H259ZM59 217V216H58ZM65 217V216H64ZM83 217H84V219H83ZM85 217H90V215H85V216H82V218H81V221H82V219H83V221L85 220ZM100 217H103V218H99V217H97V218H99L101 221H93L92 219V222L90 221V222H88V225H90L91 223L93 224V225H95L96 226V224H98L99 226H101L102 224H104L103 222H105V223H107V222H110V220H111V218H110V216H106L105 215V217L104 216H100ZM167 217H168V215H167ZM173 217V216H172ZM171 217V218H172ZM194 217V216H193ZM192 217V218H193ZM195 217V218H196ZM1 218V217H0ZM77 218H78V216H77ZM90 218H93V217H90ZM96 218V219H97ZM131 218V217H130ZM135 218V217H134ZM161 218V217H160ZM163 218H164V216H163ZM170 218V219H171ZM174 218V217H173ZM191 218V219H192ZM89 219V218H88ZM98 219V220H99ZM148 219V218H147ZM191 219H189V220H191ZM72 220V219H71ZM133 220V219H132ZM139 220L140 221H137L136 219L134 220V223H133V225H135V226H137V225H139L140 227H141V225L143 226V224H145V222L143 221V220H145V219H140V217H139ZM163 220V219H162ZM188 220V221H189ZM194 220H197V219H194ZM263 220H264V218H263ZM49 221V220H48ZM64 221V220H63ZM74 221V220H73ZM75 221H77V222H79V224H83V226L81 227V231H82V233H80V231L78 232V229H74L73 227L71 228L72 229V231H73V229L75 230V231H73V232H75L76 234V236H75V239L77 240V237H78V240L79 241H81V239H80V234H81V237L83 236V235H85L87 232L89 233V231H86L85 232V230H87L88 229V226H86L87 225V223L86 222H84L83 223V221H82V223H80V220L78 221L77 219L75 220ZM74 221V223L77 225V223ZM112 221V220H111ZM115 221V220H114ZM131 221V220H130ZM164 221V220H163ZM171 221V220H170ZM192 221V220H191ZM56 222V221H55ZM65 222V221H64ZM96 223V224H94V223ZM133 222V221H132ZM132 222H130V223H132ZM171 222H173V220L171 221ZM85 223H86V225H85ZM90 223V224H89ZM169 223V222H168ZM195 223H193V224H195ZM66 224V223H65ZM64 224V225H65ZM109 224H111V222L109 223ZM114 224V223H113ZM163 224V223H162ZM257 224H258V222H257ZM57 225V223L55 224V227H57L56 226ZM74 225V224H73ZM76 225L74 226V227H76ZM81 225H79L78 227H80ZM84 225H85V227L87 228V229H84ZM106 225V224H105ZM150 225V224H149ZM209 225V224H208ZM72 226V225H71ZM70 226V227H71ZM162 226V225H161ZM18 227V226H17ZM97 227V226H96ZM121 228H125V230H126V227H122V226H120ZM168 227V226H167ZM172 227V226H171ZM239 227H237V228H235L236 229V231L238 232V231H240V230H238V229H240ZM264 227V226H263ZM3 228V227H2ZM19 228V227H18ZM17 228V229H18ZM29 228H31V227H29ZM53 228V227H52ZM64 228V227H63ZM68 228V227H67ZM66 228V229H67ZM98 228V227H97ZM106 230H107V228L106 227H104ZM28 229V228H27ZM82 229H84V232H85V234H83L84 232H83V230ZM134 229V228H133ZM168 229V228H167ZM244 229V228H243ZM1 230V229H0ZM90 230H92V228L90 229ZM98 230V229H97ZM99 230H100V228H99ZM125 230L124 229H119V231L121 232V234L119 233V237H121L122 236V234H123V236H124V234H125ZM262 230H263V228H262ZM27 231H29V230H27ZM31 231V230H30ZM63 232H64V230H62ZM68 231H70V229L68 230ZM77 231V232H76ZM95 231H96V228H95ZM94 231V232H95ZM116 231V230H115ZM128 231V230H127ZM126 231V232H127ZM130 231V230H129ZM128 231V232H129ZM135 231V230H134ZM5 232L4 230L2 231L1 230V232H0V235H1V237H0V239L2 238V240H4L5 238H4V235H3V233ZM106 232V231H105ZM108 232H109V229H108ZM141 232V231H140ZM198 232V233H199ZM2 233V234H1ZM11 233V232H10ZM27 233V232H26ZM34 233H38V232H36V230L35 231H33V234ZM58 233L59 232H56L55 234H53V235H55L56 236V238H57V240H59L58 238H61L62 236L61 235H58ZM61 234H62V232H60ZM71 233L72 232H70L69 234H70V236H71ZM78 233H80L79 235H78ZM90 233H93V232H90ZM96 233H98V235H100V233H99V231L98 232H96ZM107 233V232H106ZM116 233V232H115ZM136 233V232H135ZM139 233V232H138ZM144 233V232H143ZM8 234V233H7ZM17 234V233H16ZM28 234V233H27ZM31 234V233H30ZM57 234V235H56ZM68 234V235H69ZM104 234V233H103ZM108 234H111V235H109L110 237H100L101 238V240L102 241H106V239L108 240V241H110V239L111 240H113L115 237H116V234H114L113 232L111 233V231L108 233ZM127 234L128 233H126L125 235H126V237H127ZM132 234V233H131ZM193 234V233H192ZM242 234V233H241ZM52 235V234H51ZM68 235H66L67 236V240H66V242L68 243V242H71L70 241V236H69V238H68ZM78 235V236H77ZM90 235V234H89ZM94 235V236H93ZM93 235H91V236H89L90 237V239H87V241L89 242V243H96V242H98V241H100V240H98V238L96 239V236H95V234L93 233ZM136 235H137V233H136ZM140 235V234H139ZM199 235V234H198ZM201 235H203V234H200L199 236H201ZM209 235V234H208ZM3 236V237H2ZM33 236V235H32ZM39 235H37V237H38ZM58 236V237H57ZM60 236V237H59ZM64 236V235H63ZM65 236V237H66ZM95 237V238H93V237ZM115 236V237H114ZM122 236V237H123ZM134 236V235H133ZM143 236H144V234H143ZM142 236V237H143ZM198 236V237H199ZM13 237V236H12ZM35 237V236H34ZM43 237V236H42ZM51 237V236H50ZM65 237H64V239H65ZM86 237V236H85ZM121 237V238H122ZM141 237V236H140ZM202 237L203 236H201V238L200 239H202ZM209 237H210V235H209ZM4 238V239H3ZM36 238V237H35ZM56 238H54L53 237V239L54 240H56ZM83 238V237H82ZM131 238V237H130ZM133 238H135V236L133 237ZM150 238V237H149ZM169 238V237H168ZM205 238V237H204ZM249 238L250 239H248V241L249 242H251V243H259V242H262V241H264V238L263 239H261V238H259L255 233H253V234H251V236H249ZM9 239H11L10 238V235H9ZM13 239V238H12ZM20 239H22V238H20ZM63 238L60 240L61 242L62 241H64L65 242V240H64ZM72 239V238H71ZM85 239V238H84ZM82 240V241H86V239L85 240ZM117 239H119V238H117ZM233 239H235V241L237 242V243H240V244H242L243 242H244V240L241 238V236L240 235H237V233H236V237H234ZM15 240V239H14ZM13 240V242H11V243H14V242H16V241H14ZM34 240V239H33ZM32 240V241H33ZM41 240V239H40ZM39 240V241H40ZM43 240V239H42ZM42 240H41V242H42ZM53 240V241H54ZM76 240H74V241H76ZM78 240L76 241V242H78ZM128 240V239H127ZM130 240V239H129ZM138 240V239H137ZM209 240V239H208ZM28 241V240H27ZM26 241V242H27ZM30 241V240H29ZM59 241V242H60ZM132 241H134L133 239H132ZM131 240L130 241H128V242H132ZM143 241V240H142ZM141 241V242H142ZM149 241H151V239L149 240ZM206 241H207V239H206ZM229 241V240H228ZM2 241L0 240V243H1ZM7 242V241H6ZM25 242V241H24ZM34 242H35V240H34ZM40 242V243H41ZM55 242H58V241H55ZM63 242V243H64ZM65 242V243H66ZM104 242H102V244L104 243ZM138 242V241H137ZM140 242V241H139ZM144 242V241H143ZM147 242V241H146ZM146 242H144V243H146ZM227 242V241H226ZM4 243V246H5V242H3ZM28 243V242H27ZM44 243V242H43ZM93 243H92V246L93 247H95V245H93ZM101 243V242H100ZM111 243V242H110ZM143 243V245L142 246H144L145 244ZM231 243V242H230ZM15 244V245H14ZM14 244H12V245H14V248L13 249H15V246H17V244L16 243H14ZM58 244V243H57ZM57 244H55V245H57ZM105 244V243H104ZM107 244H109V243H107ZM209 244V243H208ZM9 244H8V242H7V246H8ZM22 244H20V246H21ZM23 245H26L25 243L23 244ZM33 245H35V244H33ZM32 245V246H33ZM36 245H39V247L38 246H36V248L38 247V250L39 251H37V253H34V251L32 252V253H34L33 254V257H35V258H33V257H31L30 258V256H29V254H28V249L30 248L29 247V245H28V248H27V254H28V256H29V258L31 259V260H33V259H35V261H36V255L38 256L39 254H38V252L39 253H42L43 251H42V248L44 249V246H46V245H44L43 247H41L40 248V244H38V242L36 241ZM64 245H67V244H64ZM64 245L62 244V246L64 247ZM73 245V244H72ZM99 245V244H98ZM109 245H112V244H109ZM120 245H122V244H120ZM132 245H134L133 243H132ZM141 245V244H140ZM140 245H139V247H140ZM149 245V244H148ZM151 246H152V241H151V244H150ZM0 246H2L3 248H4V246H3V244L2 245H0ZM9 246H11V244L9 245ZM31 246V247H32ZM62 246H61V248H62ZM68 246V245H67ZM74 246H75V244H74ZM91 246V244L88 246V247H90ZM102 246V245H101ZM105 246V245H104ZM203 246V245H202ZM2 247H0V248H2ZM22 247V246H21ZM25 247H27V246H25ZM35 247V246H34ZM56 247V246H55ZM108 247V246H107ZM114 247V249H115V246H109V248L111 249V248H113ZM132 247V246H131ZM17 248V247H16ZM96 248V247H95ZM108 248V249H109ZM122 248V247H121ZM144 248V247H143ZM153 248V247H152ZM5 249V248H4ZM18 249H19V251L20 250H22L23 249V247L20 249V247H18ZM47 249H50V248H47ZM56 249V248H55ZM63 249V248H62ZM64 249H66V248H64ZM71 249H72V247H71ZM74 249V248H73ZM90 249V248H89ZM92 249H94V248H92ZM97 249V248H96ZM105 249V248H104ZM109 249V250H110ZM123 249V248H122ZM121 249V250H122ZM125 249V248H124ZM129 249V248H128ZM135 249V248H134ZM140 249V248H139ZM138 249V250H139ZM205 249V248H204ZM1 250V249H0ZM6 250H7V248H6ZM11 250H12V248H11ZM10 250V251H11ZM17 250V249H16ZM16 250H15V252H16ZM32 250V249H31ZM34 250H36V249H34ZM120 250V251H121ZM136 250V249H135ZM18 251V250H17ZM42 251V252H41ZM65 251V250H64ZM112 251V250H111ZM116 251H117V249H116ZM116 251H114V252H116ZM126 251V250H125ZM124 251V252H125ZM127 251H130V250H127ZM175 251H176V249H175ZM204 251V250H203ZM8 252V251H7ZM11 252H13V251H11ZM20 252H22V257L24 258V257H27L28 258V256H27V254H25L26 256H23L24 254H23V252L24 251H20ZM46 252V250L44 251V256H45V253ZM50 252V251H49ZM60 252V251H59ZM73 252V251H72ZM105 252H107V251H105ZM121 252H123V251H121ZM121 252L120 253H118L117 252V254L115 253V255H116V257H117V255L118 254H121ZM132 252V251H131ZM131 252H129V253H131ZM154 252V251H153ZM179 252V251H178ZM211 252V251H210ZM1 253L2 252H0V255H1ZM75 253V252H74ZM108 253V252H107ZM126 253V252H125ZM124 253V254H125ZM200 253V252H199ZM206 253V252H205ZM2 254H4V253H2ZM50 254V253H49ZM69 254H70V252H69ZM170 254V253H169ZM175 254V253H174ZM173 254V255H174ZM180 254V253H179ZM9 254H7V256H8ZM10 255L12 256V254L10 253ZM16 255V254H15ZM18 255H19V253H18ZM31 255V254H30ZM42 255V258H41V260L44 258V256ZM112 255H114V254H112ZM127 255V254H126ZM130 255H132V254H130ZM151 255V254H150ZM162 255V254H161ZM172 255V254H171ZM253 255V254H252ZM6 256V257H7ZM41 256V255H40ZM47 256V255H46ZM107 256H109V255H107ZM121 256V255H120ZM200 256V255H199ZM207 256V255H206ZM212 256V255H211ZM220 256V255H219ZM4 257V256H3ZM5 257V258H6ZM20 257H21V254H20ZM81 257V256H80ZM110 257H114V256H110ZM116 257H115V259H116ZM127 257V256H126ZM130 257V256H129ZM132 257H134L133 255H132ZM131 257V258H132ZM181 257V256H180ZM12 258V257H11ZM10 258V259H11ZM33 258V259H32ZM39 258V257H38ZM37 258V259H38ZM90 258V257H89ZM117 258H121V257H117ZM135 258V257H134ZM171 258V257H170ZM188 258V257H187ZM210 258V257H209ZM6 259H8V261H9V258H6ZM30 259H28V260H30ZM45 259V258H44ZM43 259V260H44ZM79 259V258H78ZM115 259H113V261H114V263H115V261H117V260H115ZM122 259V258H121ZM120 259V260H121ZM129 259V258H128ZM176 259H177V257H176ZM212 259V258H211ZM220 259V258H219ZM1 261L3 260V258H1L0 259ZM15 260H17L16 258H15ZM38 260H40V258L38 259ZM119 260V259H118ZM167 260V259H166ZM186 260V259H185ZM190 260V259H189ZM5 261V260H4ZM45 262H44V264L46 263L47 264V262L46 261H48V260H44ZM53 261V260H52ZM134 261V260H133ZM175 261V260H174ZM179 261V260H178ZM196 261V260H195ZM13 262H14V260H13ZM18 262V261H17ZM25 262V261H24ZM27 262V261H26ZM31 262V261H30ZM29 262V263H30ZM79 262V261H78ZM120 262V261H119ZM117 263V264H120V263ZM121 262H122V260H121ZM126 262V261H125ZM159 262V261H158ZM157 262V263H158ZM183 262V261H182ZM6 263V262H5ZM9 264H13V263H10V262H8ZM15 263V262H14ZM28 263V264H29ZM92 263V262H91ZM103 263V262H102ZM113 263V264H114ZM128 263V262H127ZM130 264H131V262H129ZM128 263V264H129ZM135 263H137L136 262V260H135ZM154 263H156V262H154ZM2 264V263H1ZM4 264V263H3ZM7 264V263H6ZM18 264H21V263H18ZM89 264V263H88ZM116 264V263H115ZM126 264V263H125ZM134 264V263H133ZM187 264V263H186Z\"/></svg>",
    "mask_w": 264,
    "mask_h": 264
}]
</instances>
